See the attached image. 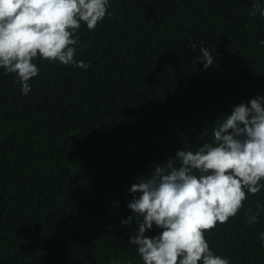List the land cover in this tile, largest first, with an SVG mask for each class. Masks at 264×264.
Here are the masks:
<instances>
[{"label":"trees","instance_id":"1","mask_svg":"<svg viewBox=\"0 0 264 264\" xmlns=\"http://www.w3.org/2000/svg\"><path fill=\"white\" fill-rule=\"evenodd\" d=\"M109 2L111 19L77 33L87 70L37 59L24 95L0 69V264H142L128 243L141 218L121 224L139 195L131 186L178 150L214 142L223 115L264 96L253 0ZM202 46L216 54L207 70ZM257 201L259 220L246 225ZM261 232L264 188L205 238L230 264H264Z\"/></svg>","mask_w":264,"mask_h":264},{"label":"clouds","instance_id":"2","mask_svg":"<svg viewBox=\"0 0 264 264\" xmlns=\"http://www.w3.org/2000/svg\"><path fill=\"white\" fill-rule=\"evenodd\" d=\"M109 8V0H0V69L15 75L24 95L40 72L37 59L87 70L90 64L75 59L77 33L82 23L94 31L106 17L111 19ZM257 14L264 17V0H253L249 15ZM199 51L207 70L216 62L214 47ZM223 117L213 129L214 142L195 151L178 150L131 186L130 194L139 195L128 203L133 215L121 224L141 218L128 243L136 246L142 264H230L213 253L205 233L235 218L248 196L264 188V96ZM260 212L259 201L255 209L249 206L245 224H256ZM154 226L160 233L148 237ZM259 237L264 244V232Z\"/></svg>","mask_w":264,"mask_h":264}]
</instances>
